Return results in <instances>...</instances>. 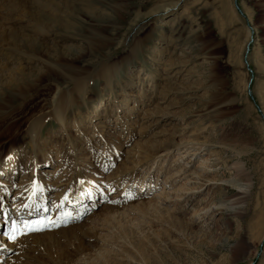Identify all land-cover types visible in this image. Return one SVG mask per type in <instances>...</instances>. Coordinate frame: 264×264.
I'll use <instances>...</instances> for the list:
<instances>
[{"label":"rangeland","instance_id":"rangeland-1","mask_svg":"<svg viewBox=\"0 0 264 264\" xmlns=\"http://www.w3.org/2000/svg\"><path fill=\"white\" fill-rule=\"evenodd\" d=\"M105 57L123 60L112 80L40 127L48 162L17 134L0 264H264V0H0L4 109L41 104L22 94L40 78L67 83L61 61ZM77 176L92 191L61 217Z\"/></svg>","mask_w":264,"mask_h":264},{"label":"bare ground","instance_id":"bare-ground-1","mask_svg":"<svg viewBox=\"0 0 264 264\" xmlns=\"http://www.w3.org/2000/svg\"><path fill=\"white\" fill-rule=\"evenodd\" d=\"M17 3L23 4L24 0H17ZM45 8L46 7L39 6L36 7L35 11L45 14L46 13L44 11ZM17 36L18 34L15 31L10 34V37L12 39H14ZM137 46H138V42L134 44L131 51H134ZM75 62L76 61L73 60V61H61L59 63L60 69L66 73L67 77H69L67 83L63 82L62 80L45 82V79L40 78L33 85L23 89L22 94H24L25 97L33 94H37L41 89H43V91L41 90L42 92L38 96H36V98L42 97L41 104L35 102L34 105L27 104L19 108L18 110L16 109L14 111L11 110L8 111L7 109H4L5 107L8 106L5 105L4 107V104L0 103V152L5 151V156L3 155L4 157L0 159V167L5 165L3 168L0 169L1 176L5 175L6 170L7 171L13 170L18 163L19 154L21 152L19 153L20 144L17 142L16 136L17 134H19L22 126L24 125L27 126L26 132L31 139V143L32 142L35 143V149L33 153L36 156L41 155L43 162H48L49 156L46 150L47 148L39 142L40 139L44 137L43 136L44 134L42 135L39 130L40 127L43 125L44 121L48 117H50L53 118L58 124L64 127V125L68 123V119H69L66 114L68 106H70V104L74 102L77 96L79 97L85 92V84L87 83L88 79L96 75L99 78L101 77L104 82L109 83L112 80L111 76L118 70L123 60L113 59L112 57H105L104 59L99 61L95 66H93L92 69L91 67L80 68L75 64ZM76 122L77 120H75L74 123L76 124ZM145 154L146 156L148 155V150L145 151ZM142 186L143 183L137 188V192L135 193H138V191H145V189H142ZM85 189L88 192L92 191L90 185L77 176L71 186V190H72L71 194L74 195L75 200L80 199V201H78V203L80 204L78 203L74 204L71 208L65 209L62 212V214L60 212L61 217L68 218V216L81 215V213L84 211L83 208L85 205L82 203L83 200H81V199H85L83 197V194L85 193L84 192ZM32 191H33L32 188L29 189L27 196H29L30 192ZM2 192H6V191L4 188L1 187L0 196H2ZM29 198L30 199L33 198V192L31 193V196H29ZM195 212L196 211H194L193 213L194 216L196 214ZM5 229H7L6 232L4 228L0 226L1 240L8 239V227ZM70 230H71L70 231L71 235H75L78 232V230L75 229V226L71 227ZM50 234L51 233L44 234V236L46 237L43 238L44 241H47L48 246H52L51 244L52 242L60 244V241H63V239L66 241L70 240L69 238L66 237L58 238L56 237V235H50ZM75 237L77 238V236ZM34 242H39L40 244L45 245L42 241L38 240V238ZM83 242H84L83 239L79 240L77 250H79L83 246ZM62 244H64V241L62 242ZM4 253L5 251L3 249L0 250V257H2Z\"/></svg>","mask_w":264,"mask_h":264},{"label":"snow or ice","instance_id":"snow-or-ice-1","mask_svg":"<svg viewBox=\"0 0 264 264\" xmlns=\"http://www.w3.org/2000/svg\"><path fill=\"white\" fill-rule=\"evenodd\" d=\"M29 230L31 231L32 229H31V228H29ZM11 239H15V237H11Z\"/></svg>","mask_w":264,"mask_h":264}]
</instances>
